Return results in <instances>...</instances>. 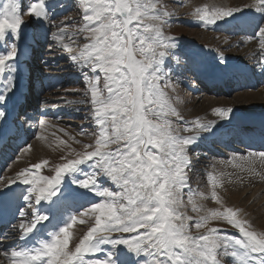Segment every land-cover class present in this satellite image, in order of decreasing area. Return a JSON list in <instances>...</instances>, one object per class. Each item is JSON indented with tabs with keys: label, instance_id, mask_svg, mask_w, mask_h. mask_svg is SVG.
I'll use <instances>...</instances> for the list:
<instances>
[{
	"label": "snow or ice",
	"instance_id": "snow-or-ice-1",
	"mask_svg": "<svg viewBox=\"0 0 264 264\" xmlns=\"http://www.w3.org/2000/svg\"><path fill=\"white\" fill-rule=\"evenodd\" d=\"M48 4L49 0H36L26 14L41 21L47 30L55 29L50 35L45 33L48 51L59 48L67 53L82 76L85 87L77 92L80 98L66 103L87 109L86 118L95 131L88 132L82 125L79 134L93 142L76 141L82 151L67 145L74 158L61 157L65 162L54 165L53 175L37 174L36 170L48 163L41 160L16 172L14 179L0 185V191L18 182L27 186L24 207L18 212L20 241L49 219L37 206L61 193L66 176L100 199L79 213L94 217V222L78 238H72L70 232L77 215H70L35 246L4 253L8 264H264V232L254 230L240 209L224 206L216 191L225 177L234 176L241 186L257 178L264 182V151L234 153L228 161H221L234 171L208 173L211 199L222 210L211 209L198 217L181 211L186 207L183 190L192 191L191 148L205 135L214 134L220 121H230L234 110L213 108L219 121L202 122L196 117L189 122L182 115L170 94V71H165L168 58L180 63L173 55L178 47L176 38L164 32L172 14L158 0H78L80 24L72 28L69 25L76 18L68 16L57 22L58 0H53L51 7ZM71 6L66 0L59 9ZM245 9L264 17V0H250L240 7H197L196 22L215 27ZM24 15L21 0H0V42H7L9 36L12 40L0 51V121L6 119L10 94L17 87L19 69L14 64L26 23ZM256 36L264 49V24L257 26ZM38 39L35 35L34 40ZM218 64H227L222 53ZM259 64L264 71V57ZM39 124L41 129L54 127L44 119ZM59 143L66 144L63 140ZM80 175L84 178H78ZM102 178L115 190L102 186ZM61 195L71 200L76 194L69 191ZM188 203L194 212L202 211L191 195ZM209 221L222 222L225 227L209 228ZM228 227L239 235L227 234Z\"/></svg>",
	"mask_w": 264,
	"mask_h": 264
},
{
	"label": "rangeland",
	"instance_id": "rangeland-1",
	"mask_svg": "<svg viewBox=\"0 0 264 264\" xmlns=\"http://www.w3.org/2000/svg\"><path fill=\"white\" fill-rule=\"evenodd\" d=\"M32 2H36V0H21L25 11L24 19H26L19 43V56H23V60L18 56L14 64L19 69L16 77L18 76V80L20 78L24 83L26 81L30 85L29 88H32V92L28 98L27 107L25 105V108L19 112L21 115L11 122L13 125L12 136L8 135L1 146L0 154L3 156L4 150L5 158L0 157V185L7 184L8 180L14 179L16 172L20 169L28 168L41 160H46L48 163L41 169L36 170L37 174L45 176L53 175L54 165L65 162L61 157H65V159L74 158L73 155H70L67 145H71V148L76 151H82V145L76 143V141H83L84 143L93 142L90 137L79 134L81 126L83 125L84 129L88 132L95 131V127L90 119L86 118L87 109L83 105H67L66 103L68 100L80 98L77 92L85 87L82 76L69 60L67 53H64L59 48H55L51 52L48 51L49 41H47L45 33L49 31L50 35L51 31L55 29L50 28L47 30L41 21L27 16V7ZM65 2L66 0H58L54 20L58 22L65 17L72 16L76 19L69 26L72 28L78 27L80 24V11H82H78V0H67L72 6L65 11H61L59 5ZM158 2L164 5L165 10L172 14L170 22L164 26V32L166 35L171 34L170 36L176 38L178 47L173 50V55L180 58V63L178 65L175 60L168 58L165 71H170L173 82L170 94L176 98L175 102L185 119L191 122L196 117H201L205 112L204 108L206 109L207 106L205 103L202 104L203 100L210 102L212 98H221L228 101L226 102L227 104L234 105L236 103L235 105H239V107L250 105L252 101L247 100V92L254 93L264 87V71L261 70L259 64L261 58L264 57V49L261 48L260 39L256 36L257 28L253 32L254 34L252 32L249 33L251 37L255 38L254 40L247 36V29L242 28L240 25H229L226 21H224L225 23L219 21L215 27H206L197 23L195 16V9L197 7L211 6L213 4L219 7H240L249 3L250 0H202L197 6L195 5L196 0H158ZM52 3L53 0H49L48 6L51 7ZM243 12L248 13L251 17H256V27L259 24H264V17L260 14L252 12L250 9H245ZM236 19L237 17L234 16V19L229 22ZM234 23L237 24L236 21ZM35 35H39L37 41L34 40ZM27 40L30 41V46L25 48ZM253 40L258 42L259 45L255 46L252 42ZM193 41L197 43L196 46ZM11 42L10 36L7 42H0V51L6 50ZM257 47H259L258 51ZM221 53L227 61H237L238 64L242 63L249 68V72L247 71L246 74L252 72L253 75L248 79V85L245 84L233 90L231 89L232 85L229 83L222 85L223 88H219L220 91L218 89L211 93L199 91V86L193 80V77L196 72L200 71L196 70L194 65L197 67V64H202V68H205L206 65L204 63L206 58L219 60ZM45 61H47V64H45ZM213 62L217 63L214 60ZM239 72H241L243 77L246 75L242 71ZM255 78H257L258 83L252 85L249 80H254ZM239 95H244V99H239ZM76 109H79V111H76ZM15 115L13 114V117ZM41 119L46 120L49 124L54 125V127L41 129L39 124ZM60 129H64V131H60ZM226 131L228 132L229 130ZM217 134L203 138L190 150L189 155L192 161V169L189 172V183L192 191L189 193L187 189L183 190V199L186 207L181 208V211L185 212L188 216L198 217L206 214L211 209L219 208L222 210L221 205L211 199L212 188L208 182V173L212 172L216 175L221 171L229 172L226 170V165L221 163V161L229 159L234 153L238 155L246 154L239 150V148L233 149L231 145H235L234 140L225 138L220 141L219 138L223 134L222 132L220 136ZM18 135L23 138L24 142L20 146H16L15 144V139ZM40 136L45 137V139H39ZM57 137L59 140L65 141L66 144H60ZM195 159L196 161H194ZM82 167L85 172L88 171L86 166ZM78 178L84 177L80 175ZM99 183L102 186L115 190V186L106 179L102 178ZM231 184H233V177H225L223 185L218 187L216 191L222 197L224 206L240 209L241 213L244 214V218L248 217L247 219H249L253 227L254 221H260L261 218L262 220L264 219V215L261 214L264 211V185L258 184L255 187L256 189L254 188L255 190H249L252 195L250 197V193L248 192L246 195L249 197L245 200L243 197H240L241 195L237 196L231 191ZM22 188L26 189L27 186L23 185ZM224 190L228 192L225 193ZM69 191L80 195L72 199L74 203L78 202L77 199L81 200L79 198L84 199L81 201V205L79 202L76 204V207L80 208L73 210L66 205L58 206V204L56 205L58 207H56L52 204L54 203V198H52L51 210L48 213L51 219L55 220L59 225L66 222L62 220L63 216L65 217L66 215L65 219L67 220L70 215H77V222L70 229V232L72 233V238H78L94 222V217L90 219L89 216H80L79 213L84 208L89 207L91 203L99 202L100 198L73 184L72 177L66 176L61 185V193ZM61 193H58V195ZM200 193H203V195L201 196ZM22 195L24 194L22 193ZM189 195L192 196L193 202L202 211L194 212L192 210V204L188 203ZM258 200L262 201L260 205L256 204ZM61 201L62 203H66L67 200ZM21 207H24L23 196L20 198L19 209ZM37 207L39 210L42 208L41 204ZM57 212L59 213L58 216L56 215ZM81 220L87 221V223H80ZM19 221L20 217L18 216V220L14 224L17 227H13L6 237L0 238V240H3L0 241V245L4 246L2 249L4 253L8 252L10 254L11 249H19L21 247L18 245L19 238L15 241V245L11 244L20 233L18 228ZM190 224L192 225L191 232L195 234L197 229L194 226V221H191ZM207 227L223 228L225 225L222 222L209 221ZM199 231L203 232L204 229H200ZM227 234L239 235L238 231L231 227H228ZM6 261L8 262L7 259ZM2 262L3 260L0 258V264H3Z\"/></svg>",
	"mask_w": 264,
	"mask_h": 264
},
{
	"label": "bare ground",
	"instance_id": "bare-ground-1",
	"mask_svg": "<svg viewBox=\"0 0 264 264\" xmlns=\"http://www.w3.org/2000/svg\"><path fill=\"white\" fill-rule=\"evenodd\" d=\"M202 0H196V6L199 5V3H201ZM241 3V2H240ZM253 12V11H252ZM244 13V12H243ZM237 14V15H236ZM235 14V17H237L236 21L237 20H241L243 18H245L246 16L245 15H239L238 13ZM254 15V14H253ZM252 15V16H253ZM255 16V15H254ZM261 18V17H260ZM256 17L249 20V21H245V22H242L241 24V27H244V28H249L251 31L253 30V32L256 30ZM225 23V22H224ZM233 24V23H231ZM235 24V23H234ZM248 30V29H247ZM201 32V31H199ZM199 34V33H198ZM205 34V33H204ZM254 34V33H253ZM171 35V34H170ZM199 36V35H198ZM201 36V35H200ZM249 37H251L250 35H247ZM246 38V36H244ZM247 37V38H249ZM209 38V37H208ZM252 39L255 40L254 37H251ZM197 39V38H196ZM252 41L255 46H258V42H255V41ZM194 42V45L196 46L197 43L195 41ZM250 42V41H249ZM196 43V44H195ZM28 44H30V41L27 40L26 42V45H25V48L28 46ZM208 47V46H207ZM256 48V47H255ZM258 48L257 47V51H258ZM26 50V49H25ZM260 50V49H259ZM256 54V53H255ZM260 54V53H259ZM19 57H23V56H19ZM25 57V56H24ZM206 58V57H205ZM23 60V58H22ZM214 61H217V63L213 62ZM227 65L223 66V68H235V61H227ZM215 63V64H214ZM200 64V63H199ZM206 66L205 68H202V64L198 65L197 64V67L194 65V68L200 72H196V73H200V78H203L204 75L207 76L205 79L210 82V83H213L212 84V87L208 88V92L207 93H211L212 91H216L217 89L220 91V87L218 86H215L216 82L218 83L220 78H218L217 74L215 71H218L221 69V66L218 64V60L216 59H209V58H206V61L204 63ZM209 64V65H207ZM15 66V65H14ZM16 67V66H15ZM193 68V69H194ZM205 69V70H202V69ZM238 70V69H237ZM239 71H242V70H239ZM249 72V70L246 68V72ZM207 74V75H206ZM17 75V74H16ZM187 75V74H186ZM219 79V80H218ZM253 84L255 83H258L257 82V78H255L253 80ZM16 83H17V87L14 89V92L12 94H10V98H9V101H8V104H7V108H6V111H7V117L6 119H4L3 121H0V145L3 144L1 143L2 140L5 139L6 135L8 134V131H9V127L12 126L11 124V121H12V116L13 114H17V113H14L13 109H15V99H17V97L20 96L21 93H19L18 91H20L21 88L23 87H26V84L24 83V81L20 78L18 80V76L16 77ZM218 85V84H217ZM241 85V84H240ZM245 85V83H243V86ZM239 86V85H238ZM217 89H216V88ZM240 87V86H239ZM215 88V89H214ZM19 93V94H18ZM249 95V96H248ZM244 95H239L238 98H242L244 99ZM200 98V97H198ZM247 100L248 101H252L250 105L248 106H242V107H239V105H233V104H227L226 102L228 101H225L224 99H214L212 98V100L210 102H206L203 100L202 104L205 103L207 106H206V109L204 108L205 112L204 114L199 118L202 122H207V121H212V120H218L219 121V117L213 113L212 109L213 108H216V107H219V106H223L221 108H228V107H231L233 108V114H232V119L230 121L228 120H225V121H220L219 122V127L216 128L215 130V133L214 134H217V135H221L220 133L221 132H224L226 133L227 131L226 130H230L231 127H236V126H243V125H256V126H262V122H264V87L262 89H259L257 90L256 92L254 93H248L247 92ZM241 99V100H242ZM225 101V102H224ZM235 102V101H234ZM262 102V103H261ZM201 104V105H202ZM242 105V104H241ZM204 106V105H203ZM261 106H263V108H261ZM7 118H8V122H7ZM213 135V134H212ZM212 135H205L204 138H208V137H211ZM222 136V135H221ZM217 137V136H216ZM231 136L229 135H223L221 138H219V140H224L225 138L226 139H230ZM217 140V139H215ZM218 142V141H217ZM238 149V148H237ZM240 150V149H239ZM238 150V151H239ZM2 155L0 154V157ZM229 159L225 160V161H228ZM220 165V164H219ZM226 165V170H228L229 172L231 171H234V169L232 168V166L230 164H225ZM224 167V166H223ZM224 169V168H223ZM10 179V178H9ZM258 184H261L262 186L264 185V182L260 181L259 178H257L253 183L251 184H245L243 186L239 185L238 183L235 182V177L233 176V184L230 185V188L232 187V190L233 193H235L237 196H240V197H243V199L247 200L248 197L250 196L251 197V193L249 190H255L256 186ZM23 185V184H22ZM22 185H20V188H18L14 194L17 196V197H20L22 192H21V189H22ZM25 186V185H24ZM255 188V189H254ZM11 189V186L8 188V189H5L3 191H0V198L2 196H4L6 194V192L8 190ZM234 189V190H233ZM227 190V189H225ZM224 190V191H225ZM228 192V191H225V193ZM250 193V195L247 197V193ZM232 193V192H231ZM257 195V194H256ZM233 196V195H232ZM230 197V196H229ZM67 198L66 197H63V196H58V198L56 200H54L53 202L55 203V205L57 204H61L62 201L61 200H66ZM81 200H78L77 201H82V198H79ZM259 199V198H258ZM229 200V199H228ZM261 200V199H259ZM257 201L256 204L260 205V203L262 201ZM67 202V201H66ZM229 203V202H228ZM233 203V202H232ZM18 204V202H17ZM51 204V203H49ZM246 204V203H245ZM249 204V203H248ZM253 204V203H252ZM48 204L46 203L45 206H47ZM246 206V205H245ZM247 207H250V206H247ZM41 213L47 215L49 217L48 220L44 221L43 222V225H38L37 226V230H34V232L32 234H30V236L25 240V241H18V245L19 246H35L36 242L40 239H46L48 238V233L51 231V230H55L56 228H58L59 226H62L63 223L61 225H59V223L57 224L55 220L51 219V217L49 216V213H48V210L45 208V207H42L40 210H39ZM260 211V210H259ZM262 215H264V211L261 213ZM248 216V215H247ZM66 215L65 217L63 216L62 217V220L66 221ZM248 217H246L247 219ZM61 220V219H60ZM61 220V221H62ZM249 220V219H248ZM260 220V218H259ZM252 221V219H251ZM59 222V221H58ZM253 222V221H252ZM47 223V224H46ZM49 226V227H47ZM253 229L256 230L257 232H264V219L260 221H254L253 222ZM78 230V229H77ZM18 239V238H17ZM16 238L14 239V241L17 240ZM17 243V242H16ZM13 245H15V242L12 243ZM1 246V245H0ZM3 245L0 247V258L3 260V264H8V262L6 261V258H5V255H4V252L2 251L3 249ZM97 258H100V257H97Z\"/></svg>",
	"mask_w": 264,
	"mask_h": 264
},
{
	"label": "water",
	"instance_id": "water-1",
	"mask_svg": "<svg viewBox=\"0 0 264 264\" xmlns=\"http://www.w3.org/2000/svg\"><path fill=\"white\" fill-rule=\"evenodd\" d=\"M17 186V184H15L13 187H16Z\"/></svg>",
	"mask_w": 264,
	"mask_h": 264
}]
</instances>
